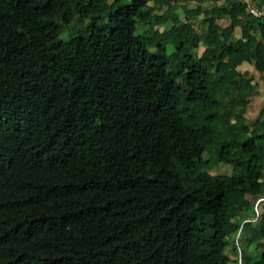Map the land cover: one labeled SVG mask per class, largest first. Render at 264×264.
Returning <instances> with one entry per match:
<instances>
[{
  "label": "trees",
  "instance_id": "trees-1",
  "mask_svg": "<svg viewBox=\"0 0 264 264\" xmlns=\"http://www.w3.org/2000/svg\"><path fill=\"white\" fill-rule=\"evenodd\" d=\"M246 67L243 0H0V264H264Z\"/></svg>",
  "mask_w": 264,
  "mask_h": 264
},
{
  "label": "crops",
  "instance_id": "crops-1",
  "mask_svg": "<svg viewBox=\"0 0 264 264\" xmlns=\"http://www.w3.org/2000/svg\"><path fill=\"white\" fill-rule=\"evenodd\" d=\"M200 15H198L199 17ZM197 20V16L193 18V21ZM215 22L220 25L221 27L228 25V19L227 18H218L215 20ZM239 31L240 28L239 26H235L234 27V34L235 36H239ZM259 41H261V39L257 36L256 37ZM202 52V49L199 48L198 49V54H200ZM244 74L250 78H252L253 82L255 83L254 88L256 90V94L253 96L252 98V102H254L256 100V98H260L263 97L264 98V70L261 72L256 71L254 68L252 67H246L243 70ZM250 104V108L252 106H254V104ZM264 103V101H263ZM261 103V104H263ZM261 104H257V108L255 109V114L259 111ZM249 109V108H248Z\"/></svg>",
  "mask_w": 264,
  "mask_h": 264
},
{
  "label": "rangeland",
  "instance_id": "rangeland-1",
  "mask_svg": "<svg viewBox=\"0 0 264 264\" xmlns=\"http://www.w3.org/2000/svg\"><path fill=\"white\" fill-rule=\"evenodd\" d=\"M158 17V29H161L163 26V19L160 16ZM164 27V26H163ZM264 98L260 97V98H256V100L254 102H252V104H254V106H252L251 108L249 107L248 109V113H246V116L249 118H253V116L255 115V109L257 108V104H261L263 103ZM229 172V166L227 164H224L222 162L217 163L213 166V168L210 170L211 173H225V172Z\"/></svg>",
  "mask_w": 264,
  "mask_h": 264
},
{
  "label": "built area",
  "instance_id": "built-area-1",
  "mask_svg": "<svg viewBox=\"0 0 264 264\" xmlns=\"http://www.w3.org/2000/svg\"><path fill=\"white\" fill-rule=\"evenodd\" d=\"M245 2V9L255 17L264 18V6L257 7L253 5L249 0H243Z\"/></svg>",
  "mask_w": 264,
  "mask_h": 264
}]
</instances>
